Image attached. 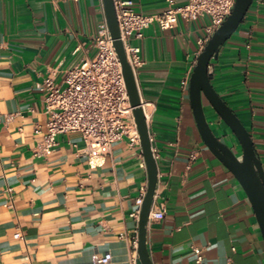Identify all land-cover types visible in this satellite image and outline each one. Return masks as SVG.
Instances as JSON below:
<instances>
[{
	"label": "crops",
	"instance_id": "crops-1",
	"mask_svg": "<svg viewBox=\"0 0 264 264\" xmlns=\"http://www.w3.org/2000/svg\"><path fill=\"white\" fill-rule=\"evenodd\" d=\"M166 7L167 0H132L137 13ZM103 21L102 0H0V264H97L93 256L106 252L111 258L102 264H130L138 221L132 213L147 183L140 144L124 136L91 166L73 147L82 146L80 135L61 133L54 151L34 154L41 140L34 127L48 118L44 76L54 70L63 85L67 69L95 55ZM209 23L206 15L178 18L172 29L151 24L131 39L143 60L139 94L154 103L148 127L158 174L151 208L164 216L147 222L152 264H195L191 245L202 248L205 264H264L250 202L201 140L190 107L189 77ZM208 75L250 133L264 170V0L252 1ZM203 110L213 133L239 156L237 139L205 99ZM135 256L141 264L136 248Z\"/></svg>",
	"mask_w": 264,
	"mask_h": 264
},
{
	"label": "built area",
	"instance_id": "built-area-1",
	"mask_svg": "<svg viewBox=\"0 0 264 264\" xmlns=\"http://www.w3.org/2000/svg\"><path fill=\"white\" fill-rule=\"evenodd\" d=\"M235 0H187L175 5L167 0V7L159 13L143 14L132 9V0H113L115 15L127 62L135 77L136 70L143 64L140 48L131 43L132 37L141 38L143 30L151 24L168 30L176 26L178 18L192 21L199 16H208L210 23L206 28L210 36L231 12ZM96 53L91 58L81 59L67 69L63 85L54 81V70L43 78L40 90L44 98V110L48 118L44 125H35V134L41 140L34 148L35 155H48L56 148V136L61 133H78L82 146L73 144L76 151L86 155L91 166L99 164L112 143L126 136L129 144L139 143L132 107L129 104L121 63L112 44L106 21L99 24L93 38ZM207 40L200 39L203 47ZM140 106L146 122L154 110V103L140 96ZM148 111L149 114H146ZM151 139V138H150ZM155 157V151L152 147ZM10 191V189H8ZM143 197V196H142ZM142 197L136 199L138 208L132 213L138 217ZM162 209H150L148 220L162 219ZM20 236V231L14 234ZM136 239L132 243L130 264L135 263ZM195 264H205L203 250L191 245ZM111 258L106 252L94 255L93 262L107 263Z\"/></svg>",
	"mask_w": 264,
	"mask_h": 264
},
{
	"label": "water",
	"instance_id": "water-1",
	"mask_svg": "<svg viewBox=\"0 0 264 264\" xmlns=\"http://www.w3.org/2000/svg\"><path fill=\"white\" fill-rule=\"evenodd\" d=\"M252 1L235 0L231 12L207 39L203 49L197 56L189 77L188 97L201 140L209 151L231 171L241 185L253 209L264 240V170L261 160L256 153L247 128L215 91L208 75V66L211 59L217 58L220 47L243 21ZM102 5L112 44L121 63L129 104L132 107L133 119L147 173L146 188L138 213L136 252L141 264H152L146 246V226L157 185V164L152 151L149 127L140 106V94L136 77L127 62L120 39L113 0H102ZM203 99L210 104L216 114L232 131L241 148L239 156L211 130L203 110Z\"/></svg>",
	"mask_w": 264,
	"mask_h": 264
},
{
	"label": "bare ground",
	"instance_id": "bare-ground-1",
	"mask_svg": "<svg viewBox=\"0 0 264 264\" xmlns=\"http://www.w3.org/2000/svg\"><path fill=\"white\" fill-rule=\"evenodd\" d=\"M146 114H149L148 111H146Z\"/></svg>",
	"mask_w": 264,
	"mask_h": 264
}]
</instances>
